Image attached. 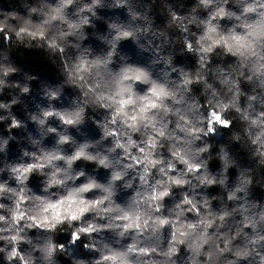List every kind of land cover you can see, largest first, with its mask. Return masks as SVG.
<instances>
[{"label":"clouds","instance_id":"1","mask_svg":"<svg viewBox=\"0 0 264 264\" xmlns=\"http://www.w3.org/2000/svg\"><path fill=\"white\" fill-rule=\"evenodd\" d=\"M0 264H264V0H0Z\"/></svg>","mask_w":264,"mask_h":264},{"label":"trees","instance_id":"2","mask_svg":"<svg viewBox=\"0 0 264 264\" xmlns=\"http://www.w3.org/2000/svg\"><path fill=\"white\" fill-rule=\"evenodd\" d=\"M28 55L29 56H32V57H36L38 54H36V53H29ZM32 63H33V61H30L29 62V65H26V66H31ZM35 63H36V66L38 68H40L44 72V74L49 75V76L51 75L52 70H51V68L48 65H46V64H39L38 61H36ZM15 147L16 146L13 144V148H15Z\"/></svg>","mask_w":264,"mask_h":264}]
</instances>
